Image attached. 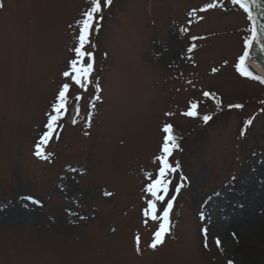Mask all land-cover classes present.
<instances>
[{"label": "rangeland", "instance_id": "374dc122", "mask_svg": "<svg viewBox=\"0 0 264 264\" xmlns=\"http://www.w3.org/2000/svg\"><path fill=\"white\" fill-rule=\"evenodd\" d=\"M0 3V207L18 199L35 209L33 223L0 221V264H247L202 222L236 203L247 170L263 162L264 85L235 67L249 36L243 10L232 0H112L90 36L100 98L94 84L73 87L42 143L90 2ZM192 103L195 119L183 115ZM165 125L182 141L171 158L173 227L152 250L160 222L145 215L144 188Z\"/></svg>", "mask_w": 264, "mask_h": 264}, {"label": "snow or ice", "instance_id": "6c2138e0", "mask_svg": "<svg viewBox=\"0 0 264 264\" xmlns=\"http://www.w3.org/2000/svg\"><path fill=\"white\" fill-rule=\"evenodd\" d=\"M90 7L87 11L82 14V18L77 22L78 35L76 37V45L73 48L74 57L69 61L67 69L62 72L64 82L61 84L58 93L55 97V103L52 105V115L49 116L48 123L46 125L48 132L45 133L42 143L45 142L55 131V127L58 121L63 118V114L68 110V104L70 100V91L73 87L88 90L89 85H95V91L100 92L101 88L98 82L95 81L94 73V54L90 51V48H94L95 45L91 43L90 36L97 30V25L99 20L102 19V12L105 8H108L112 4V0H89ZM233 4L238 5L246 14H248L249 20H252L251 8L260 7L259 0H232ZM217 3L210 2L205 8L199 9L200 12H207L208 10L215 9ZM4 5L0 3V8ZM250 35L244 40V52L239 57L238 63L235 65L236 71L244 77L250 79H259L254 77L252 73L246 67V60L249 58V51L253 44L260 46V51L264 52V25L260 26L259 31L255 27V22H253V27L249 29ZM195 39V38H194ZM203 39V37H200ZM192 47L188 48L191 52ZM216 69H213L215 72ZM264 83V80L260 81ZM204 97H211L215 100L217 106L221 104L220 99H218L214 93L204 92ZM81 97L77 96L75 99L79 100ZM99 99V97H97ZM198 105L192 103L189 110L184 112L183 115L189 117H195L197 115L196 109ZM230 109L236 108L240 109L243 107L241 104L229 105ZM171 115V113H167ZM203 121L207 124L212 117L205 115L202 117ZM75 122V121H73ZM251 124V121H248ZM165 133L163 138V143L161 145L160 154L155 157L158 162V168L153 178L149 174L146 179L148 183L146 184L144 191L148 194L150 199L148 200V207L146 209L145 215L150 216L152 220H158L159 228L155 231L153 235V241L148 246L152 250H156L159 245L164 243V238L169 235L172 229V224L170 222V213L173 209V202L175 197L170 195L169 189L172 185V180L170 179V174L176 171V168L170 163V157L172 156L173 150L177 148L176 137L172 135V126L165 125L162 129ZM38 158L47 159V157L38 148L36 153ZM176 192H179V187L175 188ZM105 196H111L112 193L105 192ZM29 199V198H26ZM33 204L37 203L35 200L31 201ZM159 203L160 207H157ZM204 233L207 229L202 230ZM220 241L217 240V246L219 247ZM207 245H205L206 247ZM136 252L138 254L142 253L140 247V239L136 238ZM231 264V262H229Z\"/></svg>", "mask_w": 264, "mask_h": 264}, {"label": "bare ground", "instance_id": "6f19581e", "mask_svg": "<svg viewBox=\"0 0 264 264\" xmlns=\"http://www.w3.org/2000/svg\"><path fill=\"white\" fill-rule=\"evenodd\" d=\"M247 66L264 80L262 73L248 63ZM262 159L256 169L247 170L249 184L242 187V194L234 196L236 203H231L230 208L218 217L204 211L202 218L203 223L214 226L227 253L247 264H264V153ZM241 185L238 181L235 190ZM220 210L223 211L222 208ZM34 219L35 209L28 202L14 199L7 207H0L1 222L33 223Z\"/></svg>", "mask_w": 264, "mask_h": 264}, {"label": "water", "instance_id": "95a60500", "mask_svg": "<svg viewBox=\"0 0 264 264\" xmlns=\"http://www.w3.org/2000/svg\"><path fill=\"white\" fill-rule=\"evenodd\" d=\"M259 4L260 7L251 8V15L253 18L251 22L252 25L253 22H255V27L258 31L260 26L264 25V0H259ZM249 58L250 59H247L246 62L264 75V52L260 51L259 45L254 43L249 49Z\"/></svg>", "mask_w": 264, "mask_h": 264}]
</instances>
